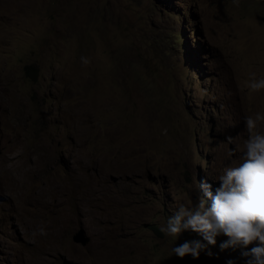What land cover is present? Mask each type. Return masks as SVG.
<instances>
[{
	"label": "rangeland",
	"instance_id": "374dc122",
	"mask_svg": "<svg viewBox=\"0 0 264 264\" xmlns=\"http://www.w3.org/2000/svg\"><path fill=\"white\" fill-rule=\"evenodd\" d=\"M262 78L264 0H0V264H246L160 228L240 163Z\"/></svg>",
	"mask_w": 264,
	"mask_h": 264
},
{
	"label": "clouds",
	"instance_id": "9594fccd",
	"mask_svg": "<svg viewBox=\"0 0 264 264\" xmlns=\"http://www.w3.org/2000/svg\"><path fill=\"white\" fill-rule=\"evenodd\" d=\"M252 90L264 89V78L253 80ZM247 139L243 148L235 145L232 155H238L240 163L228 167L224 174L213 178L220 186L212 191V184L204 182L198 187L204 191L198 204L180 203L166 226L160 231L171 237H178L183 230L191 229L203 237L207 244L199 240L185 242L172 248V253L180 258L191 255L199 258L208 245H216L221 234L228 239L220 244L221 251L241 249L246 264H264V132L258 125L264 115L245 116ZM234 144L232 137L227 138ZM211 199L207 205L204 197ZM43 233V229L40 230ZM255 246L250 247V245ZM208 255L213 253L210 251ZM227 264H236L232 259Z\"/></svg>",
	"mask_w": 264,
	"mask_h": 264
},
{
	"label": "bare ground",
	"instance_id": "6f19581e",
	"mask_svg": "<svg viewBox=\"0 0 264 264\" xmlns=\"http://www.w3.org/2000/svg\"><path fill=\"white\" fill-rule=\"evenodd\" d=\"M33 153V155H36L35 153H34V151L32 152ZM35 159L37 158L36 156L34 157ZM6 161V156H5V154H4V157H3V159H2V162H1V167H4V162ZM19 170H18V177L16 178V182H19L20 184H22V183H24L25 181H27V180H30L31 178H29L30 176H31V174L34 172V167L31 165V164H29V163H23V162H21V163H19ZM121 171V170H120ZM122 172V171H121ZM39 195V194H38ZM40 197H42L41 195H39ZM42 199V198H41ZM49 199V198H48ZM44 200V199H43ZM42 201V200H41ZM45 202H47L46 200H45ZM44 203V202H43ZM81 209H84V208H82V206H81ZM83 212V211H82ZM41 216V215H40ZM45 217V216H44ZM72 217V216H71ZM41 218H42V216H41ZM33 221V220H32ZM31 221V222H32ZM34 221H36V220H34ZM39 223V222H38ZM41 224V223H40ZM45 225V224H44ZM47 226H49V225H47ZM40 227H41V225H40ZM43 228V227H42ZM44 229V228H43ZM41 230V229H40ZM49 232V231H48ZM46 233V232H45ZM44 236V235H43ZM49 239V238H48ZM57 242V241H56ZM57 245V244H56ZM54 248V247H53ZM52 249V248H51ZM43 253V252H42ZM27 258V257H26ZM25 258V259H26ZM26 264H39L37 261H32V260H30V259H26Z\"/></svg>",
	"mask_w": 264,
	"mask_h": 264
},
{
	"label": "water",
	"instance_id": "95a60500",
	"mask_svg": "<svg viewBox=\"0 0 264 264\" xmlns=\"http://www.w3.org/2000/svg\"><path fill=\"white\" fill-rule=\"evenodd\" d=\"M74 240L78 243L83 244V245H87L90 241V238L85 235L83 230H79L74 235Z\"/></svg>",
	"mask_w": 264,
	"mask_h": 264
},
{
	"label": "trees",
	"instance_id": "16d2710c",
	"mask_svg": "<svg viewBox=\"0 0 264 264\" xmlns=\"http://www.w3.org/2000/svg\"><path fill=\"white\" fill-rule=\"evenodd\" d=\"M26 73L28 76H31L33 79L37 78V69L32 65L26 66ZM156 231H159L158 228H155Z\"/></svg>",
	"mask_w": 264,
	"mask_h": 264
}]
</instances>
